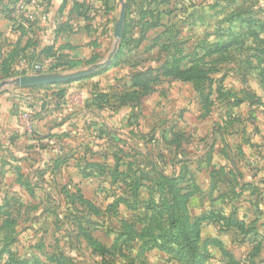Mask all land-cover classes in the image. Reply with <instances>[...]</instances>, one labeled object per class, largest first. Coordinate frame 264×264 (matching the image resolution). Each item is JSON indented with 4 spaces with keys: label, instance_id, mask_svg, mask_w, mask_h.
Listing matches in <instances>:
<instances>
[{
    "label": "rangeland",
    "instance_id": "374dc122",
    "mask_svg": "<svg viewBox=\"0 0 264 264\" xmlns=\"http://www.w3.org/2000/svg\"><path fill=\"white\" fill-rule=\"evenodd\" d=\"M13 3L0 264H264V0H24L31 17ZM112 50L85 77L14 85Z\"/></svg>",
    "mask_w": 264,
    "mask_h": 264
},
{
    "label": "water",
    "instance_id": "95a60500",
    "mask_svg": "<svg viewBox=\"0 0 264 264\" xmlns=\"http://www.w3.org/2000/svg\"><path fill=\"white\" fill-rule=\"evenodd\" d=\"M115 50L109 52L105 60L92 65L89 68L75 70L67 73H39L35 75H24L14 79L16 87L40 86L45 84L64 83L89 75L93 70L109 65Z\"/></svg>",
    "mask_w": 264,
    "mask_h": 264
},
{
    "label": "built area",
    "instance_id": "2783aa9c",
    "mask_svg": "<svg viewBox=\"0 0 264 264\" xmlns=\"http://www.w3.org/2000/svg\"><path fill=\"white\" fill-rule=\"evenodd\" d=\"M30 9H31L30 7H28V9H27V7L24 6V0H18V2H16L15 5H14V9L13 10H15L17 12L21 11V12L24 13V15H26V17H31L32 16V11ZM39 19L41 21H44L46 19V16L45 15H40Z\"/></svg>",
    "mask_w": 264,
    "mask_h": 264
},
{
    "label": "crops",
    "instance_id": "0c3cea01",
    "mask_svg": "<svg viewBox=\"0 0 264 264\" xmlns=\"http://www.w3.org/2000/svg\"><path fill=\"white\" fill-rule=\"evenodd\" d=\"M59 6H60L59 4H57L56 2L54 3V2L52 1L51 6L49 7L51 10H50L49 12H50L52 15H53V14L58 15V13H56V12H54V11L58 10V9H59ZM44 9L46 10L47 8L44 7ZM57 12H59V11H57ZM17 33L20 35V34L22 33V28L17 29ZM30 35H31V34H30ZM36 36H37V35H35L34 40L37 38ZM25 38H27V37H25ZM39 38H40V37H39ZM52 42H53V41L51 40V42H49V43H50L51 45H53ZM44 45H45V44H43V46H41V48H43ZM24 49H26V47H24L23 50H24ZM28 50L35 52V51L33 50V48L30 47V48H28V49L26 50L27 54L30 53ZM37 51H38V53H39V50H36V52H37ZM33 52H32V53H33ZM21 109H23L24 111L26 110V109L23 108V107H21Z\"/></svg>",
    "mask_w": 264,
    "mask_h": 264
},
{
    "label": "trees",
    "instance_id": "16d2710c",
    "mask_svg": "<svg viewBox=\"0 0 264 264\" xmlns=\"http://www.w3.org/2000/svg\"><path fill=\"white\" fill-rule=\"evenodd\" d=\"M2 1V0H1ZM9 1V0H8ZM10 1H14V3H15V0H10ZM13 3V4H14ZM47 49H50V47L49 48H47ZM177 62H179V60L178 61H176V63H175V67H177L178 65V63ZM22 101H23V104H25L24 106L25 107H23V108H25V109H27V110H29L30 112L31 111H33V112H35V114L38 112V111H36L35 109H34V103L33 102H35L36 101V99H34V98H32V97H24V98H22ZM19 104H22V102H19ZM37 138V137H36Z\"/></svg>",
    "mask_w": 264,
    "mask_h": 264
}]
</instances>
